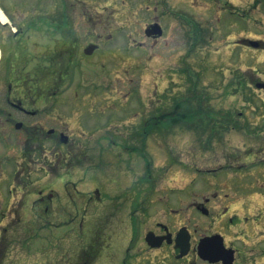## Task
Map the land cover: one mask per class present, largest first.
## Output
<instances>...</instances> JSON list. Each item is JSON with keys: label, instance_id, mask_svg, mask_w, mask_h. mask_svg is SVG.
<instances>
[{"label": "flooded vegetation", "instance_id": "obj_1", "mask_svg": "<svg viewBox=\"0 0 264 264\" xmlns=\"http://www.w3.org/2000/svg\"><path fill=\"white\" fill-rule=\"evenodd\" d=\"M183 2L191 8L182 6ZM201 3L216 7L215 22H212L210 15L207 17L206 12L203 15L197 12V6ZM61 8L64 10L65 5ZM167 8V13L178 21L173 20L177 35L179 37L181 31L180 37L187 47V54L181 60L183 62L202 51V45L210 46L217 38V32L220 33L219 41H230L237 48V58L241 57L244 47L264 56V31L256 32L255 36H245V28L240 26L252 13L264 12V0H248L245 6L241 0H176L173 7ZM2 10L7 20H0V41L4 46L5 43L10 45L11 56L0 73V264H264L259 260L264 257V247L258 250V244L248 245V234L246 231L240 232L241 229L233 230V238H229L227 232L205 230L200 234L198 228H191L188 224L176 227L172 222L159 221L154 217L155 223L143 229L142 235V225L152 218V207L157 203L151 195L159 181L152 178L151 172L141 179V184L150 186V189L143 194L140 188L137 195L141 197L138 202H132L133 212L127 214L131 221H137L135 226L133 224V239L128 244H113L114 236L111 242L107 226L111 221L118 220L119 215L114 212H89L87 207L81 206V198L86 194L81 183L84 176L89 184L96 186L86 204L98 206L105 200L97 187L100 184V177L97 176L100 164L95 163V157L91 154L96 149L95 137L98 133L84 130V125H88L97 131L100 121L95 113V97L88 96L90 102L86 105L90 104L91 107L87 109L79 90L84 87L92 92L94 83L73 85L72 79L83 62L89 63L90 68L96 66L94 58L112 38H84L75 30L66 10L62 12L65 13L61 15L64 17L61 22L54 20L53 15H45L41 18L30 17L26 24L9 17V13ZM165 28L163 20L156 19L146 25L145 35L147 39L157 42L165 35ZM40 29L44 31L45 40L43 54L37 57V43L30 37V32L41 34ZM138 44L136 47H143L142 43ZM36 59L39 63H36ZM187 64L181 71L195 76L192 65L190 62ZM236 72V78L226 86L228 95H232L230 88L238 93L248 88L264 91V79L260 76L254 74L257 78L249 77V83L242 69ZM68 81L70 84H67ZM71 88H74L75 94L72 100L68 96L71 104L68 106L66 94ZM189 91L182 100L177 92L170 105L167 100V107H157L153 115L142 118L141 131L133 135L139 137V148H136L137 145L128 146V141L118 144L114 141L117 137L115 134L110 135L113 139L111 142L122 145L125 150H139L140 155L143 154V141L151 136L168 140L183 134L207 141V147L218 143L223 153L229 151L231 154H225V162L214 169H198L200 174L215 176L227 170H244L250 174L245 175V180L242 176V180L235 179L233 192L224 190L226 183H214L216 187L213 186L206 194L193 192L191 187L188 209L193 211V216L224 224L228 222V230L230 226L237 227L246 221L250 223L249 216L238 217L240 210L236 209L237 212L232 215L230 210L238 203L248 205L259 199L264 200V141L260 138L264 125L257 128L247 125L245 128L241 122H237L240 118L235 120L227 114L216 117L211 108L206 109L201 103L195 106L192 101L197 93L194 84ZM139 107H143L142 101ZM111 119L107 118L101 125L109 123ZM236 129L244 130L247 136L257 140L251 146L254 148L248 149L245 154H239L237 147H229L231 144L225 142L231 136L229 131ZM104 169L102 167L101 170ZM37 171L43 172L49 181L43 183L36 180ZM78 175H81L79 180ZM250 177L256 181L246 180ZM4 184L11 194L7 205H3L4 191L1 186ZM209 184L213 185L211 181H206V188H210ZM69 201L74 205L71 210H68ZM216 202L223 204L217 212L212 209ZM11 203L13 209L10 212ZM38 205L42 207V213L36 212ZM139 207L143 213L137 212ZM168 210L166 216L179 215L177 209ZM36 219L45 221L44 227L38 229L46 230L44 240L47 244L42 245L40 250L45 258L43 261L35 260ZM91 221L105 223L94 229L91 228ZM203 241L207 252L217 253L201 255Z\"/></svg>", "mask_w": 264, "mask_h": 264}, {"label": "rangeland", "instance_id": "obj_2", "mask_svg": "<svg viewBox=\"0 0 264 264\" xmlns=\"http://www.w3.org/2000/svg\"><path fill=\"white\" fill-rule=\"evenodd\" d=\"M190 1L193 2V0ZM241 1L245 6L248 0ZM175 4L176 0H0V6L9 13V17L24 21L25 24L33 16L41 18L45 15L51 17L53 15L54 20L61 22L64 19L61 15L65 13L62 12L66 10L68 19L74 23L75 30H78L77 32L84 38L97 36H103L105 39L110 36L112 38L94 58L96 66L90 68L89 63L83 62L82 67L72 79L73 85L94 83L95 88L92 92L84 87L83 90H79L83 94L84 105L87 109L91 107L90 104L86 105L90 102L88 96L95 97L94 100H97L95 113L98 114V121H100L97 131L92 130L88 125H84V130L98 133L95 137L96 149L91 154L95 157V163L100 164L99 174L97 173L100 177V184L97 187L101 189L105 200L98 206L86 204L88 196L94 194L96 186L89 184L84 176L81 183L83 182L82 190L86 194L81 198V206L87 207L89 212L99 214L114 212L119 215L118 220L111 221L107 226V233H111V242L112 235L114 236L113 244H128L130 239H133V224L135 226L137 221H131L127 214L133 212L132 202L139 201L141 196L137 193L140 192V188L143 189V194L150 189V186L141 184V179L151 172L152 178L159 181L154 194L151 195L157 203L152 207V218L147 224L142 225V235L143 229L152 226L156 220L172 222L176 227L188 224L191 228H198L200 234L205 230L207 232H227L231 235L229 238H233V230L241 229L240 232L246 231L248 234L247 244L250 246L258 244L257 247L260 250L264 247L263 199L248 205L235 204L230 210L231 215L238 209L240 210L238 217L249 216L250 223L246 221L237 227L230 226V230L227 228L228 222L224 224L218 220L193 216V211L188 209L191 200L188 193L191 192V187L193 192L206 194L213 186L216 187L214 183H226L224 190L233 192L232 188L235 185L232 183L235 179L242 180V176L245 180V175L250 174L244 170L238 172L227 170L215 176L200 174L198 169H214L225 162L224 155L230 152L223 153L218 143L207 147V141L183 134L168 140L151 136L143 141V154L140 155L139 150H125L122 145H114L111 142L113 139L110 135L115 134L117 137L114 141L118 144L128 141V146L137 145L136 148H139V137H133V135L141 131L142 118L145 115H153L157 107H167L165 104L167 100L170 105L173 95L177 92L182 100V97L190 92V89L192 90L193 84L197 91L192 100L195 106L201 103L204 108H211L210 110L214 111L216 117L227 114L232 115L235 120L240 118L237 122H241L245 128L247 125L252 128L264 125V91L248 88L238 93L230 88L232 95L226 93V86L236 78V70L242 69V74L249 83H251L249 77L260 76L264 79V56L259 55L252 48L244 47L241 57L237 58L235 55L237 48L230 41L228 43L219 41L217 38L220 39V33L217 32V38L211 42L210 46L202 45V51L197 52L195 57L190 56L188 61L192 65L195 76H188L181 71L189 63L181 61L187 54V47L180 37L181 31L179 37L177 35L175 22L178 21L167 13V6L173 7ZM64 5L63 10L61 7ZM181 5L187 9L191 8L185 2ZM215 11H217L216 7L210 3H201L197 6V12L201 15L206 12L207 17L210 15L212 22L216 21ZM161 15L164 17L160 18ZM156 19H160L161 22L163 20L166 27L165 35L157 42L147 39L145 35L146 25L155 22ZM240 26L245 28V36H255L256 32H263L264 12L252 13L247 21H242ZM40 30L41 34L30 32V37L37 43L35 50L37 57L43 54L42 47L45 40L42 34L44 31ZM138 43H142L143 47H136ZM10 56V45L5 43L4 46L0 41V73L5 69ZM36 63H39L37 59ZM252 70L256 72L253 73ZM67 84L70 82L68 81ZM74 94V88H71L66 94L67 101L68 96L69 100H72ZM141 101L143 102L142 108L139 107ZM69 105L71 104L68 101ZM107 118L113 119L101 125L106 122ZM229 132L231 136H228L225 142L231 144L229 147H237L239 154H245L248 149L254 148L251 146L257 142L256 139L247 136L244 130L236 129ZM260 138L264 141V133ZM215 142L217 141H212V143ZM103 163L104 166H102ZM102 167L105 169L101 170ZM92 174L88 173V175ZM80 177L81 175H78L77 179L79 180ZM35 178L44 181L43 183L49 181L45 179L43 172L37 171ZM246 180L256 181L253 177ZM206 181H211L213 185L209 184L210 188H206ZM260 182H263L262 178ZM1 187L4 191L3 205H7L11 194L5 184ZM176 189L183 191H176ZM147 202L149 203L150 200ZM212 206V209L217 212L223 204L216 202ZM38 207L36 212L42 213V207L39 205ZM72 207L74 205L69 201L68 210ZM141 207L137 212L143 213ZM168 208L179 210V215L166 216L165 214L170 211ZM12 209L13 204L11 203L9 211L11 212ZM90 223L93 225L91 228L97 229L103 226L105 221H91ZM44 224L45 221L36 219L34 244L37 250L35 251L37 261L45 259L40 250L42 245L47 244L44 240L46 230H38L43 228ZM86 229L88 231L89 227ZM236 243L242 245L238 241ZM259 260L264 261V257H260Z\"/></svg>", "mask_w": 264, "mask_h": 264}, {"label": "water", "instance_id": "obj_3", "mask_svg": "<svg viewBox=\"0 0 264 264\" xmlns=\"http://www.w3.org/2000/svg\"><path fill=\"white\" fill-rule=\"evenodd\" d=\"M204 242H205V241L202 242L203 244H202V246L200 247V254H201V255H205L206 253H208V254L217 253V252H211V251L207 252L206 249H204V245H205ZM207 257H208V256H207ZM208 259L211 260L210 257H208Z\"/></svg>", "mask_w": 264, "mask_h": 264}, {"label": "bare ground", "instance_id": "obj_4", "mask_svg": "<svg viewBox=\"0 0 264 264\" xmlns=\"http://www.w3.org/2000/svg\"><path fill=\"white\" fill-rule=\"evenodd\" d=\"M0 19L3 20V21L6 20V18H5V16H4L3 12H2L1 10H0Z\"/></svg>", "mask_w": 264, "mask_h": 264}, {"label": "trees", "instance_id": "obj_5", "mask_svg": "<svg viewBox=\"0 0 264 264\" xmlns=\"http://www.w3.org/2000/svg\"><path fill=\"white\" fill-rule=\"evenodd\" d=\"M198 111V110H197Z\"/></svg>", "mask_w": 264, "mask_h": 264}]
</instances>
